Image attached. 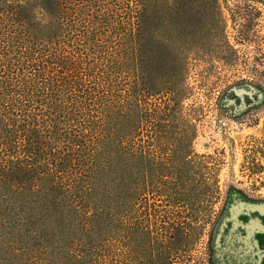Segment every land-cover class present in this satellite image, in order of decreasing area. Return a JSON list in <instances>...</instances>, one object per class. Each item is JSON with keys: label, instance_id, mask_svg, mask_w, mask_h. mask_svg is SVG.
I'll return each instance as SVG.
<instances>
[{"label": "trees", "instance_id": "1", "mask_svg": "<svg viewBox=\"0 0 264 264\" xmlns=\"http://www.w3.org/2000/svg\"><path fill=\"white\" fill-rule=\"evenodd\" d=\"M154 1L0 0V264H172L216 213L217 168L192 146L203 107L185 104L199 37L184 34L159 66ZM219 53L235 63L225 35ZM216 99L260 108L264 79L224 82ZM262 131L249 151L264 156V119ZM176 203L191 221L172 224L171 241Z\"/></svg>", "mask_w": 264, "mask_h": 264}, {"label": "rangeland", "instance_id": "2", "mask_svg": "<svg viewBox=\"0 0 264 264\" xmlns=\"http://www.w3.org/2000/svg\"><path fill=\"white\" fill-rule=\"evenodd\" d=\"M216 1L214 7L211 1L199 6L192 0H155V10L145 25L156 30L159 41L150 50L162 67L170 56L173 65L179 38L197 32L198 43L190 39V44H198L197 51L187 53L193 95L185 104L196 102L203 107L192 146L195 153L213 158L209 165L217 168L220 186V198L213 207L216 213L204 223L190 251L180 258L171 256L172 264H211L210 244L214 264H259L264 258V156L249 151L252 138L263 137L264 105L257 109L237 105V111H226L216 104L224 82L253 76L264 79V7L257 4L258 13L236 6L238 0ZM134 3L119 0L127 12ZM165 18L170 23L165 24ZM224 35L236 49L232 66L224 65L219 57ZM252 115L259 117L258 124L247 122ZM151 201L158 211L165 207L163 201ZM188 213L184 203L171 206V241L172 224L190 222ZM140 263L145 264L142 257Z\"/></svg>", "mask_w": 264, "mask_h": 264}, {"label": "clouds", "instance_id": "3", "mask_svg": "<svg viewBox=\"0 0 264 264\" xmlns=\"http://www.w3.org/2000/svg\"><path fill=\"white\" fill-rule=\"evenodd\" d=\"M36 18H37V20H40L41 19V14L38 13ZM42 22H46V20L42 21Z\"/></svg>", "mask_w": 264, "mask_h": 264}, {"label": "flooded vegetation", "instance_id": "4", "mask_svg": "<svg viewBox=\"0 0 264 264\" xmlns=\"http://www.w3.org/2000/svg\"><path fill=\"white\" fill-rule=\"evenodd\" d=\"M237 229H238V228H237ZM262 261H264V258H261V259H260L259 264H262Z\"/></svg>", "mask_w": 264, "mask_h": 264}]
</instances>
